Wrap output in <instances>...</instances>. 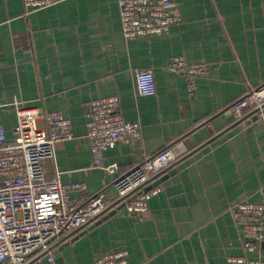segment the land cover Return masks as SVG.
Instances as JSON below:
<instances>
[{"label": "crops", "instance_id": "obj_1", "mask_svg": "<svg viewBox=\"0 0 264 264\" xmlns=\"http://www.w3.org/2000/svg\"><path fill=\"white\" fill-rule=\"evenodd\" d=\"M25 14L22 0H0V127L9 140L16 105L59 111L73 138L58 143L47 175L86 185L72 202L104 192L145 157L181 142L187 153L156 177L159 192L143 214L110 210L56 248L61 260L33 264H95L126 250L128 264H226L242 255L229 213L239 201H264V127L233 103L264 84V0H172L178 22L159 35L126 40L117 0H52ZM204 63L194 94L185 77L166 69L172 57ZM152 69L156 94L138 96L134 71ZM117 96L121 117L141 125V139L104 152L109 173L93 166L85 114L93 100ZM115 211V213H114ZM264 261V244L247 255Z\"/></svg>", "mask_w": 264, "mask_h": 264}, {"label": "built area", "instance_id": "obj_2", "mask_svg": "<svg viewBox=\"0 0 264 264\" xmlns=\"http://www.w3.org/2000/svg\"><path fill=\"white\" fill-rule=\"evenodd\" d=\"M25 14L47 8L52 0H22ZM122 35L126 40L159 35L178 22L172 0H117ZM166 69L185 77L187 91L194 94L196 80L208 75L204 63H188L174 56ZM138 96L156 94L152 69L134 71ZM119 98L110 96L93 100L85 114L86 136L95 168L109 173L116 164L103 165L104 152L117 144H131L141 139V125L125 121L119 110ZM236 120L246 115L264 127V84L252 89L233 103ZM17 123L13 139L0 127V264H33L46 257L54 261V252L69 237L113 208H124L128 215L143 214L151 197L159 192L154 187L144 192L162 173L171 169L187 153L181 143L145 157L113 183L116 197L110 200L104 192L84 196L72 202L70 192L86 191V185L61 182L59 173L47 175L46 161L53 159L58 143L73 138L72 121L59 111L38 112L16 105ZM241 233L242 255L228 257L226 264H264L248 258L264 244V201H239L229 208ZM95 264H128L126 250L117 249L100 256Z\"/></svg>", "mask_w": 264, "mask_h": 264}, {"label": "water", "instance_id": "obj_3", "mask_svg": "<svg viewBox=\"0 0 264 264\" xmlns=\"http://www.w3.org/2000/svg\"><path fill=\"white\" fill-rule=\"evenodd\" d=\"M173 172H174V170H170L168 173H166L164 176H162L159 180H157L154 183H152L151 185L145 187L143 191L144 192H147V191L151 190L152 188L158 186L162 181H164L165 179H167L168 176H170ZM114 213H115V211H114ZM53 255H54V260L56 262H59L61 260V257L59 255V251L58 250L55 251Z\"/></svg>", "mask_w": 264, "mask_h": 264}]
</instances>
